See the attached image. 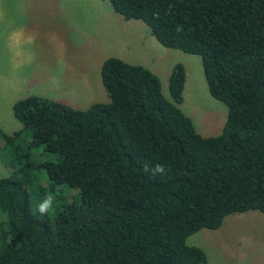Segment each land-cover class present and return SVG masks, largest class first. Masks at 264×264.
<instances>
[{"label": "trees", "instance_id": "1", "mask_svg": "<svg viewBox=\"0 0 264 264\" xmlns=\"http://www.w3.org/2000/svg\"><path fill=\"white\" fill-rule=\"evenodd\" d=\"M108 1L162 46L200 56L227 106L222 131L200 135L181 110L180 62L170 100L151 70L114 56L100 68L107 102L16 100L22 127L0 129V264H207L188 236L264 213V0ZM29 187L52 216L33 210Z\"/></svg>", "mask_w": 264, "mask_h": 264}, {"label": "rangeland", "instance_id": "2", "mask_svg": "<svg viewBox=\"0 0 264 264\" xmlns=\"http://www.w3.org/2000/svg\"><path fill=\"white\" fill-rule=\"evenodd\" d=\"M112 56L151 70L169 100V75L182 63L187 76L181 110L200 135L222 131L227 106L209 94L200 56L162 46L143 21L124 19L108 0H0V129L11 134L22 127L11 102L28 95L76 109L107 102L100 68ZM37 153L38 161L49 158ZM9 174L0 161V176ZM28 189L33 210L46 206L52 216L45 196L37 195L40 188ZM186 244L201 248L207 264H264V213L227 215L219 228L200 229Z\"/></svg>", "mask_w": 264, "mask_h": 264}, {"label": "crops", "instance_id": "3", "mask_svg": "<svg viewBox=\"0 0 264 264\" xmlns=\"http://www.w3.org/2000/svg\"><path fill=\"white\" fill-rule=\"evenodd\" d=\"M114 57H116V56H114ZM108 58V57H107ZM186 76H187V73H186ZM16 101V100H15ZM15 101H12L11 102V108H12V104L15 102ZM57 101V100H56Z\"/></svg>", "mask_w": 264, "mask_h": 264}]
</instances>
